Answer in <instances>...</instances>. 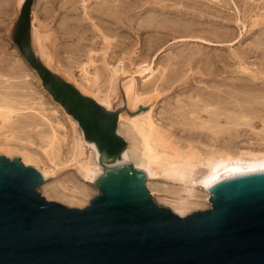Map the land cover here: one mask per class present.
Instances as JSON below:
<instances>
[{
    "label": "rangeland",
    "instance_id": "374dc122",
    "mask_svg": "<svg viewBox=\"0 0 264 264\" xmlns=\"http://www.w3.org/2000/svg\"><path fill=\"white\" fill-rule=\"evenodd\" d=\"M22 2L0 0V154L47 171L37 187L46 199L83 208L98 189L92 176L80 175L73 151L101 165L12 41ZM31 45L81 93L119 110L122 164L145 162L133 122L148 113L158 151L195 164V177L206 159L264 154V0H34ZM119 62L123 72L114 73ZM127 85L138 98L126 97ZM34 111L43 123H35ZM146 186L177 213L186 185L161 176L147 177ZM193 192L181 216L211 207L204 188Z\"/></svg>",
    "mask_w": 264,
    "mask_h": 264
},
{
    "label": "water",
    "instance_id": "95a60500",
    "mask_svg": "<svg viewBox=\"0 0 264 264\" xmlns=\"http://www.w3.org/2000/svg\"><path fill=\"white\" fill-rule=\"evenodd\" d=\"M23 0L11 38L45 90L99 153L98 194L83 208L46 199L42 173L0 154V264H264V168L226 172L206 188L211 207L181 216L155 202L147 175L109 168L127 147L119 110L107 109L49 69L31 45Z\"/></svg>",
    "mask_w": 264,
    "mask_h": 264
},
{
    "label": "bare ground",
    "instance_id": "6f19581e",
    "mask_svg": "<svg viewBox=\"0 0 264 264\" xmlns=\"http://www.w3.org/2000/svg\"><path fill=\"white\" fill-rule=\"evenodd\" d=\"M146 65L147 63H140L137 66L139 72H143L142 74H145L147 72ZM81 70L85 72L86 66L84 65L81 68ZM112 70L114 71V73L123 72L122 62H119L115 66H112ZM124 92L126 94V97L128 96L130 98L131 95H134V87L132 85H127L124 88ZM135 97L138 98V95H136ZM29 113H31V116L35 118V123L37 124L43 123L41 118L43 116H41L42 115L41 113L40 115L37 114L35 111ZM47 123L50 124L48 121ZM142 123H146L147 128H145ZM133 125L136 127V129L140 134L141 154L145 159L144 163H141L139 165L134 164V166L143 170L147 175V177L149 178H161V176L162 177L165 176L168 179L175 181L176 183L184 184L187 186L186 188L182 189V191L179 193L177 197L178 200L176 201V208H177V214L179 215H183L186 212L188 205L192 203V201L190 200L193 199V197L195 196V193L193 192L194 187L204 188L207 191L208 196H210V193L207 190L206 186L214 178L226 172H235L243 169L264 168V154L246 155V156L242 155L239 157H227V156L223 158L218 157V159H213V160L206 159L205 170L202 171L198 177H195V173L191 168L195 166V164H193L190 161L175 162L172 159L170 160L166 155L158 151L157 149L158 142L157 139L153 136V130L155 129V127L152 121L150 120L149 113L145 119H143L141 122L139 121L133 122ZM81 133H82V138L84 140L83 143L95 149L97 160L99 161V153L94 143L85 140L82 130ZM188 134L186 135L188 136ZM126 148L123 150L121 157L118 159L114 160L110 157L104 158L103 159L104 167L109 168V167L121 165L122 164L121 162H127ZM73 155L75 156L77 162H79L78 170L80 175L84 178L92 176L91 182L94 183L95 178L102 172L103 166L100 164L101 168H99L98 165L96 163H93L92 161L84 162L81 157L82 153L78 149H75L73 151ZM199 164L201 163L199 162ZM42 173L45 177H47L48 174L47 171H42Z\"/></svg>",
    "mask_w": 264,
    "mask_h": 264
}]
</instances>
